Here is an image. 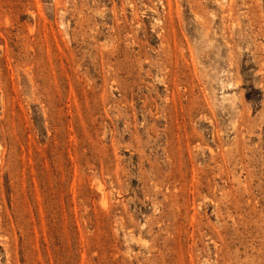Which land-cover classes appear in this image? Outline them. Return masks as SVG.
<instances>
[{"label": "rangeland", "instance_id": "374dc122", "mask_svg": "<svg viewBox=\"0 0 264 264\" xmlns=\"http://www.w3.org/2000/svg\"><path fill=\"white\" fill-rule=\"evenodd\" d=\"M0 264H264V0H0Z\"/></svg>", "mask_w": 264, "mask_h": 264}]
</instances>
